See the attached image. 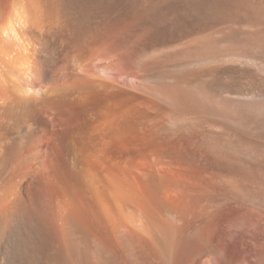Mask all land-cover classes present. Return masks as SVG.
Returning <instances> with one entry per match:
<instances>
[{
	"label": "bare ground",
	"instance_id": "bare-ground-1",
	"mask_svg": "<svg viewBox=\"0 0 264 264\" xmlns=\"http://www.w3.org/2000/svg\"><path fill=\"white\" fill-rule=\"evenodd\" d=\"M0 264H264V0H0Z\"/></svg>",
	"mask_w": 264,
	"mask_h": 264
}]
</instances>
